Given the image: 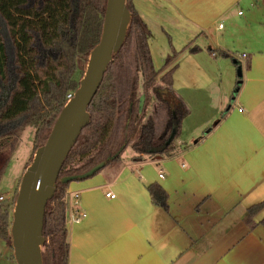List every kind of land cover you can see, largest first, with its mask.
<instances>
[{"label":"crops","instance_id":"obj_1","mask_svg":"<svg viewBox=\"0 0 264 264\" xmlns=\"http://www.w3.org/2000/svg\"><path fill=\"white\" fill-rule=\"evenodd\" d=\"M134 5L151 30L154 62L179 54L173 91L188 114L224 72L235 84L220 91L225 108L214 124L194 141L179 140L175 155L133 161L134 152L69 184V264H264V206L249 213L264 203V0ZM150 184L167 192V208L153 201ZM76 210L86 213L80 223Z\"/></svg>","mask_w":264,"mask_h":264},{"label":"trees","instance_id":"obj_2","mask_svg":"<svg viewBox=\"0 0 264 264\" xmlns=\"http://www.w3.org/2000/svg\"><path fill=\"white\" fill-rule=\"evenodd\" d=\"M106 5L107 0H0V144L12 152L24 129L35 128L33 154L24 172L36 150L46 143L67 95L80 86L90 53L102 35ZM127 6L131 21L125 42L88 108L90 124L65 160L55 194L46 207L44 264H69L67 188L71 182L64 183L62 178L84 174L103 162L105 167L117 163L129 145L135 152L133 161L173 156L180 148L174 143L189 109L173 91L179 54L167 56L157 68L149 46L151 30L134 0H127ZM191 44L185 48L192 53L200 50ZM210 51L236 62V56L225 50ZM168 67L157 84L158 74ZM153 98L158 105L152 109ZM160 108L165 109L163 116ZM175 121L174 140L158 151L168 141ZM8 165L9 158L0 166V181ZM20 182L12 196L0 202L2 240L11 238ZM148 189L153 201L167 208L168 194L163 187L150 184ZM263 206L250 209V216Z\"/></svg>","mask_w":264,"mask_h":264},{"label":"water","instance_id":"obj_3","mask_svg":"<svg viewBox=\"0 0 264 264\" xmlns=\"http://www.w3.org/2000/svg\"><path fill=\"white\" fill-rule=\"evenodd\" d=\"M131 12L127 0H107L102 35L92 49L80 86L59 114L46 143L39 147L24 172L13 208L11 239L17 264H44V217L49 200L54 196L61 169L83 130L90 124L88 108L98 92L114 55L123 46ZM240 73V71H239ZM177 122L167 148L176 136ZM111 157V159H114ZM100 163L81 175L68 176L62 182L82 180L104 168Z\"/></svg>","mask_w":264,"mask_h":264},{"label":"rangeland","instance_id":"obj_4","mask_svg":"<svg viewBox=\"0 0 264 264\" xmlns=\"http://www.w3.org/2000/svg\"><path fill=\"white\" fill-rule=\"evenodd\" d=\"M226 27L230 28L229 22H227ZM165 39L169 44L170 36H166ZM171 52H173V49ZM163 63L164 61L160 59L158 63H155V65L157 68H161ZM169 67L163 71L161 70V72L158 74L157 84L161 83V77L169 69ZM223 74L222 81L216 82L215 87H213V91H208L210 92V98L207 99L205 97V99L203 98L200 103L197 104H195L193 101V104L190 105L192 111L182 119L179 133L180 135L178 139H176L174 143L175 145L178 146L177 142L179 140L191 142L198 139L200 136H202V134H204L205 128L214 124L216 121L214 117L217 116V113L224 110L225 105H222L224 100H222L223 96L220 97V91L222 95L224 93L228 94V92H231L229 91L230 86H234L235 83L232 82L231 84V80L229 82L228 75L225 72ZM234 74L236 76V71L233 73V77ZM138 91L139 93L142 92L141 87ZM234 93H236V90ZM213 95L216 97H213ZM156 105H158V102L155 98H153L151 100L150 107L153 109ZM160 111L163 116L165 114V109L160 108ZM34 131L35 128L33 126L26 127L21 133V136L12 152H10L8 146L0 144V166L9 158V165L0 181V196H4L5 199L10 198L14 193L18 182L24 174V167L32 157L34 148ZM131 154H134V149L131 145H129L124 151L122 157L126 158ZM13 256L14 250L12 246V239H0V264H17Z\"/></svg>","mask_w":264,"mask_h":264},{"label":"built area","instance_id":"obj_5","mask_svg":"<svg viewBox=\"0 0 264 264\" xmlns=\"http://www.w3.org/2000/svg\"><path fill=\"white\" fill-rule=\"evenodd\" d=\"M254 5H255V3L252 2V3H251V6H254ZM239 14L242 15L243 12H242V11H239ZM219 27L222 28L223 25L220 24ZM243 57H246V55L243 54ZM73 95H74V94L69 93V94L67 95V99H68V100L71 99V98L73 97ZM160 177H163V174H162V173L160 174ZM108 196H110L111 198H115V195L112 194V193H108ZM77 197H78V195H75V205L78 204V199H77ZM3 200H5V197H4V196H0V202L3 201ZM85 217H86V213L83 212V211H80V210H76V211L73 213V215H72V219H73V221H74L75 223H80Z\"/></svg>","mask_w":264,"mask_h":264}]
</instances>
